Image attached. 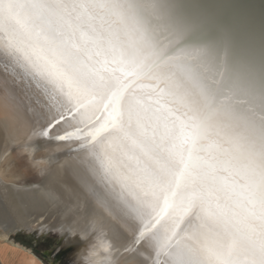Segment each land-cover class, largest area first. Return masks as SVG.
Instances as JSON below:
<instances>
[{
	"label": "snow or ice",
	"instance_id": "6c2138e0",
	"mask_svg": "<svg viewBox=\"0 0 264 264\" xmlns=\"http://www.w3.org/2000/svg\"><path fill=\"white\" fill-rule=\"evenodd\" d=\"M0 54L50 97L38 120L89 128L157 264H264V5L257 34L242 0H0Z\"/></svg>",
	"mask_w": 264,
	"mask_h": 264
},
{
	"label": "bare ground",
	"instance_id": "6f19581e",
	"mask_svg": "<svg viewBox=\"0 0 264 264\" xmlns=\"http://www.w3.org/2000/svg\"><path fill=\"white\" fill-rule=\"evenodd\" d=\"M242 2L249 6L258 34L264 0ZM51 105L42 88L0 54V162L9 151L37 140L44 146L35 159L58 156L37 183L18 185L0 178L1 237L22 231L37 237L58 230L64 243L76 245L75 264H89L90 245L102 237L109 245L104 264H157L155 252L140 236L142 226L128 220L113 190L94 173L85 145L91 139L89 128L71 118L61 121L59 115L58 123L38 120Z\"/></svg>",
	"mask_w": 264,
	"mask_h": 264
},
{
	"label": "rangeland",
	"instance_id": "374dc122",
	"mask_svg": "<svg viewBox=\"0 0 264 264\" xmlns=\"http://www.w3.org/2000/svg\"><path fill=\"white\" fill-rule=\"evenodd\" d=\"M43 143L37 140L27 146L9 151L0 162V178L18 185H30L40 181L41 176L47 174L58 159V156L53 154L46 158H34L35 153L44 146ZM9 238L20 239L32 247L35 253L48 264H64L65 256L69 253L68 250L58 248L62 241L58 230H50L37 237L22 231L11 233Z\"/></svg>",
	"mask_w": 264,
	"mask_h": 264
},
{
	"label": "crops",
	"instance_id": "0c3cea01",
	"mask_svg": "<svg viewBox=\"0 0 264 264\" xmlns=\"http://www.w3.org/2000/svg\"><path fill=\"white\" fill-rule=\"evenodd\" d=\"M0 264H48L20 239L0 235Z\"/></svg>",
	"mask_w": 264,
	"mask_h": 264
},
{
	"label": "water",
	"instance_id": "95a60500",
	"mask_svg": "<svg viewBox=\"0 0 264 264\" xmlns=\"http://www.w3.org/2000/svg\"><path fill=\"white\" fill-rule=\"evenodd\" d=\"M42 178V176H41ZM75 244L72 243H64L63 239L60 243V245L58 246L59 250H65V251H69L68 255L65 256V262L64 264H75L74 262V251H75Z\"/></svg>",
	"mask_w": 264,
	"mask_h": 264
}]
</instances>
